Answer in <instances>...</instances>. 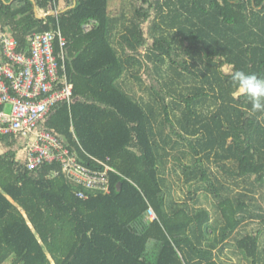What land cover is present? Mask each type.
Segmentation results:
<instances>
[{
	"label": "trees",
	"instance_id": "trees-1",
	"mask_svg": "<svg viewBox=\"0 0 264 264\" xmlns=\"http://www.w3.org/2000/svg\"><path fill=\"white\" fill-rule=\"evenodd\" d=\"M111 1L0 0V35L20 51L35 33L67 41L55 55L73 102L45 129L117 171L110 194L81 199L53 176L60 164L28 169V136H0V264H223L235 233L243 261L264 264V113L231 95L235 71L264 77V0H122L115 15ZM170 159L187 201L173 198ZM200 192L218 221L196 207ZM249 224L257 234L238 238Z\"/></svg>",
	"mask_w": 264,
	"mask_h": 264
},
{
	"label": "built area",
	"instance_id": "built-area-1",
	"mask_svg": "<svg viewBox=\"0 0 264 264\" xmlns=\"http://www.w3.org/2000/svg\"><path fill=\"white\" fill-rule=\"evenodd\" d=\"M84 28L89 31L92 23ZM56 42L61 50L67 44L61 33H35L30 41V52L26 53L19 50L15 38L0 35L2 55L6 60L0 65V136H28L31 144L25 152L28 169L60 164L61 171L55 170L53 176L63 173L81 187L79 198L87 199L85 191L110 194L109 176L117 171L107 162L93 157L95 167L89 166L44 127L48 114L57 104L73 102L74 87L65 75H61L65 66L60 65L55 55ZM62 81L64 84L60 87ZM7 105L11 106L10 112L5 110ZM150 216L155 218L152 210Z\"/></svg>",
	"mask_w": 264,
	"mask_h": 264
},
{
	"label": "rangeland",
	"instance_id": "rangeland-1",
	"mask_svg": "<svg viewBox=\"0 0 264 264\" xmlns=\"http://www.w3.org/2000/svg\"><path fill=\"white\" fill-rule=\"evenodd\" d=\"M123 7V2L122 0H112L110 4V12L111 14L115 15L121 12V8ZM6 35V34H3ZM134 90L137 93L138 97L141 96H146L145 93L140 90V86L137 84H132ZM6 112L11 111V106L7 105L5 108ZM176 161L173 159H170L168 163V174L166 175V178L168 179L169 183L172 185V190H173V198L177 201H182V200H188V195L190 190L192 189L190 185H185L181 176V171L178 170L179 175H176L173 172V164ZM198 198V203L196 207H202L206 208L210 211L212 218L214 221H218L219 218L221 217L220 211L217 209L216 202L213 200L211 196H206L205 193L200 192L197 195ZM191 204H195L193 201H191ZM264 206V202L262 203ZM219 211V212H218ZM238 233L240 234L238 238H241V235H246L250 233L251 235H256L257 234V225L256 224H249L240 229ZM237 236V233H235L231 239L228 241V245L225 247L223 252L219 254V261L223 264H247L246 262L243 261L241 256L236 252V246L237 242L235 240V237ZM264 238V237H263ZM263 244H264V239H263Z\"/></svg>",
	"mask_w": 264,
	"mask_h": 264
},
{
	"label": "clouds",
	"instance_id": "clouds-1",
	"mask_svg": "<svg viewBox=\"0 0 264 264\" xmlns=\"http://www.w3.org/2000/svg\"><path fill=\"white\" fill-rule=\"evenodd\" d=\"M231 81L235 89L231 93L233 97L245 96L253 112L264 113V77L237 70L231 75Z\"/></svg>",
	"mask_w": 264,
	"mask_h": 264
},
{
	"label": "crops",
	"instance_id": "crops-1",
	"mask_svg": "<svg viewBox=\"0 0 264 264\" xmlns=\"http://www.w3.org/2000/svg\"><path fill=\"white\" fill-rule=\"evenodd\" d=\"M59 9H60V12H64V11L68 10L64 1L60 2ZM6 34H8V33L6 32Z\"/></svg>",
	"mask_w": 264,
	"mask_h": 264
},
{
	"label": "water",
	"instance_id": "water-1",
	"mask_svg": "<svg viewBox=\"0 0 264 264\" xmlns=\"http://www.w3.org/2000/svg\"><path fill=\"white\" fill-rule=\"evenodd\" d=\"M40 18H45V16H39Z\"/></svg>",
	"mask_w": 264,
	"mask_h": 264
}]
</instances>
